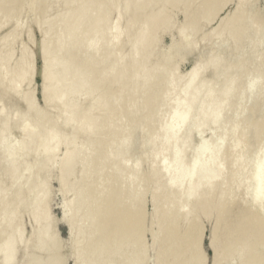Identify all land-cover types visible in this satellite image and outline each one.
<instances>
[{"label": "bare ground", "instance_id": "6f19581e", "mask_svg": "<svg viewBox=\"0 0 264 264\" xmlns=\"http://www.w3.org/2000/svg\"><path fill=\"white\" fill-rule=\"evenodd\" d=\"M0 1H4V0H0ZM53 1L55 2L59 1L58 3L60 4V6L63 5L62 3H64V2H60V0H53ZM64 1L66 3V0ZM160 1L161 0H124L121 5L116 6L117 14L119 16H123V17L126 16L127 19L133 18L135 15L136 17L137 16L143 17L141 19V21L143 22L141 23V25H144V26L133 34H131V27L125 26L124 29H120L118 27L117 22L112 23V24L108 23L106 19V15H105L106 14L105 10L109 3L112 5L113 3L112 0H102V4H97V0H79V1L77 0L76 2L72 1V4L73 3L75 4L74 5L75 7L73 6L74 8L68 2V4L71 6L68 5L69 7H67L66 6L67 4H65L66 8L64 6H63L64 9L62 8L64 12H67L66 10L69 11L66 15H64L65 13H63L60 10L58 13L56 11L58 10V8L56 10L54 9L58 13L57 15L62 14L63 16L61 15L60 18L58 17L59 19L57 18V22H55V24H52L51 26L53 27L52 29L50 28L51 24H49V21L47 20V19L51 20V17L47 19L43 18L46 21L45 23L47 24V26L49 25V29L51 30V32L50 31L49 32L52 33V31L55 30L53 32L54 34L52 35L54 36L56 35L55 38L52 39L50 37L45 36L48 34L47 32L42 39L43 45L41 42V46H40V51L42 52L43 55H46L44 66L41 71V76L46 78L47 81L49 82L43 91V97L47 102L50 101V99L52 100L53 99L52 97L56 98L59 95L60 96L58 97V99H61L62 94L60 93L61 91L62 93L64 92V88L66 90V86L70 88V91H71V88L74 89L76 86H78L79 84H76L78 83L77 77L82 71H91L95 67L97 68L99 65H102V63L107 58L108 60L111 61V64H109L108 67L105 65L106 68L103 67L101 69L102 72L100 73V76L98 75L99 81L98 80L96 81L98 84L97 83L94 84L95 89L96 88L99 89V87L97 86L101 83V81H105V85H104L105 88L103 89L102 92H99L101 93L100 95L98 94L100 97L95 96V98L97 99L95 100L94 98V101H92L93 99L91 100L92 107H89L90 109L89 111L93 110V107H94L93 102L100 101V103L102 102L101 103L102 105H100V103H97V107L100 105L101 108L103 107V110L106 111V113L108 114L113 113L112 114L113 116L112 118H110L109 116V120H105L103 116L98 115L99 116L98 118L101 117L104 120H100V119L96 120L98 119L96 115V119H94L95 121L93 120L91 122L92 126H89L90 123H88V125L85 124V128H86V125L87 127L89 126V129L90 127L92 128L95 127V132L98 133L99 135L98 137H95L94 138L95 140L91 143L90 146H88L89 150L87 151L88 155L86 156L87 158L86 161L88 165L92 163V166H93L92 169L91 168L89 169L101 172L102 174L100 178L101 185H107V184L111 185V187L108 188L105 191V193L102 194V197H101L102 199L100 201V210L103 216L98 223L96 221L97 225H96L95 230L99 233V237L94 243H96L97 245V243H100L101 240H105L108 238L109 241H112L111 244L113 243L116 244L115 243L116 241H113V240H117L118 242V241L125 239L129 234L131 235V233L133 234L136 233L137 235L140 234V232L143 229L144 219H145V212L142 207V204H143L142 202H143V198L146 192L144 184H147V182L146 183L144 182L148 179V180H151L152 181L151 183L153 184L152 186H150L151 187L150 190L152 194L151 200L153 199L154 201L152 219L153 220L156 219L157 227L159 228L158 229L159 233H158V236H156V238L159 239V241L164 240L166 242H169L170 243L169 245H171V242L173 241H178L179 242L177 246L178 255L175 254L176 252H173L175 256L180 257L181 255H185L186 253L188 254L187 258H183L181 260L179 259V261L174 260L175 264H183V263L186 264L187 262L188 264H201V261H202L199 248L197 246L196 238L192 239V238L187 237L188 239L186 240L184 236L185 234L178 232V229H177L179 227L178 225L182 222V219H184L185 216L188 214L187 209L189 208L188 207L189 205L191 208H194L195 212L191 214V219L189 220V226L187 229L188 232L194 233V235L198 232L196 218H194L195 216H197V212L200 211L202 212L203 215H205V213L207 212L208 213L212 212L211 211L212 208L214 210L213 213L215 212L214 213L215 225L217 226L220 224L226 225L224 226L226 228L225 230H223L224 233L222 234V237H223L222 239L224 240V244H221L220 246H214V243H213L214 257L222 258L224 256H227V257L232 256V258H234L233 256H236L237 250L238 251L242 250V252L246 256V264H264V156L258 155L256 157L255 163H253L252 165V169L249 171V173H247L246 168L242 166L243 156L240 152L242 148L241 143H243L244 138L248 134L250 133L254 134L255 139L257 138L258 135L262 134V132L264 131V118L256 119L255 122L250 124L249 128L251 130H249V128H247L246 125L242 126V128L240 129L239 136L234 138V143H233V140L230 139L232 140V143H233V144L231 143L230 150H228L227 147H225L226 149L222 151L218 150L217 148L218 151L213 154L212 153L213 147H210L211 145L209 144L207 145V143H209L207 142L206 144L202 146L198 145L199 147L200 146L201 147L198 148L199 150L197 152L195 151V155L193 157L191 156L192 159L190 158V161H187L185 159L186 158L185 148L187 147V143L189 140V133H190L188 132L186 135L184 134L186 126L191 121L190 123H192V128H190V130L191 129L198 130V128L200 129V127L204 126L205 124H208V125L211 124L214 126V125H219L220 123H222L224 119V114H225L224 111H226L225 109H226L228 101H230L235 96H237V94L240 91V88L242 85V79H239L240 75H239V78L237 75L242 71L243 67L246 66L245 65L246 63H242L244 61L243 60L238 65L235 64V67H230L228 65L226 66V68L224 67V69H220L219 62H218L219 55L215 56L210 53L209 54L210 57H208L209 58L208 60L209 62L211 61L213 65L212 69H214V72H215L214 76L216 78H219L228 72L232 73V76L227 80V82L219 86L216 91H212V89L208 87V85H211V82L210 83L207 82V79L209 77L206 79V77H200L201 75H198V71L201 70L202 66H204V63L202 64L203 62L202 60H201V64H202L201 66H199L200 61L199 60L196 61L198 62V64L195 62L193 64V67L184 76H178L177 74L175 75V68L173 69L172 67L167 65L168 59H166L167 58L166 56H165L166 58L164 57L165 59L163 58L164 60H162V64L166 65L167 67L155 69V67H153L152 64H147V65L145 64V66L144 65L141 66L142 65L141 61L145 60L147 62V59H148L147 57H149L153 53L154 49L151 47L152 49L150 50L149 48V52L152 51L151 53H149L147 50L148 48L144 50L142 47L143 51H140L138 47L140 45L142 46V45L148 44L149 40H151V37L155 36L154 34L157 32L159 26H161L162 24L164 25L166 24L165 22L166 14L165 13H167L168 11L165 10V8H161V6L157 7L158 10L155 9L156 11H159V12L155 11L154 13L153 11L154 8L156 7L155 5L159 3ZM190 1L191 0H166L164 3L168 5V7H171L175 4L180 5V3L183 5L182 7L185 8L183 9L185 13L184 14L185 19H188V20L190 19L189 24H187V26L191 28V31L193 30V32L191 33L195 36L197 32V25H199L201 21L203 22L208 21L209 16H211L212 12H215V10L217 9V7L215 6H218L220 4L214 5V3H216V1L213 2L214 0H201L199 6L196 7V9L194 7L190 9L191 7ZM44 2H45L44 0L42 1L39 0L38 3L41 6L40 3L43 4ZM250 2L251 0L238 1L233 12L224 21H222L220 28L223 31L227 30L226 32L232 35V37H230V35H227L225 37V40L228 39V36H229V39H231L232 41L234 40L233 42H236V44L238 45H239V39L242 36V34L247 33L249 35L248 41H247L248 49L249 51H251L248 53L254 56V52H253V49L255 47L254 45L257 44V42L260 40L259 38L260 36L257 37V35H258V32L262 30L264 23L261 24L260 21L255 19L253 11H251L249 8L250 5L252 4ZM2 3L3 2H1L0 4ZM76 3L78 4L76 5ZM223 3L225 4V2ZM45 4L47 3L45 2ZM55 5L56 7L59 6V5L57 6V2L55 3ZM40 6L37 5L38 8ZM252 6H251V9L252 8L255 9ZM218 7L220 8V6ZM221 7H222V4H221ZM48 8L50 9L49 4H48ZM159 8L161 9V12ZM8 9H9V6L5 8V11H6V12L4 11L5 15H7V13L9 12L10 9L9 10ZM162 9L164 10L162 11ZM46 10H47V7H46ZM45 12L43 13V16L46 13L49 14V12H46V13ZM51 12L53 13L52 10ZM52 13L51 15L50 14L49 15L52 16ZM53 15H56V13H54ZM46 17H48L47 14H46ZM53 17L55 16H52V18ZM192 17H194V19ZM41 18H42V15H41ZM200 18H201V21H200ZM43 19L41 21H43ZM37 21L39 22V19ZM52 21L54 20L52 19L51 23ZM45 23L44 22L43 24L41 23L42 26L43 25L46 26ZM222 30H219V32L217 33V37H215L217 38V40L219 37H221L219 34L220 33L221 35L223 34ZM123 34H126L128 36V42L132 48V53H131L132 56L131 55L129 56L131 60L129 68H126L125 65H122L125 63V55L122 53L124 43L120 41L121 36ZM182 34L183 36H185L184 32ZM188 35H191V34H189L188 32ZM193 35L191 36L192 37L191 41L189 39L190 43L189 41H187L189 44H191V42L194 39ZM110 45L115 47L114 50L110 48ZM237 48L239 49V46ZM168 57L170 59V54H168ZM29 61H30L29 52H28V55L20 56V58L17 60L16 63H14L12 67L10 66L11 64L9 65V62H7V59L5 57L0 58V67L3 68L2 79L6 78L9 75V73L12 71V69H15V71L17 70V74L15 78L11 79V81L8 82V84H10L11 90L15 91L16 94H17V89L20 88V86L25 82L26 66ZM208 64H206L207 65L206 67L209 70L208 66L210 64L209 65ZM54 68L60 69V72L58 70L59 74L57 76H55V73L52 70ZM258 68L256 67V68H253L251 71H249L248 73L249 76L247 74L248 78H250L249 79L250 84H248V87L250 88L251 93L256 88L258 87L261 88L260 86L261 84H264V74L262 73L261 75V71H259ZM50 70L52 71V73ZM206 70H204V73L202 70L201 73H203V76L205 75ZM55 72L57 73V71ZM214 72L212 71V74ZM82 74L84 75V72ZM87 74L89 75V77L92 75L91 72L90 73L87 72ZM106 75L109 77H112L111 79H109L108 77L109 80L107 82H106L107 77H104ZM53 76H55L56 78H53ZM81 76L82 75H80V80L81 78H83V82H85L84 77H81ZM197 76H199L200 78L198 79ZM183 78L185 81L184 83H182V87L180 89L181 94H178V92H176V88L178 87V84ZM68 80L69 82H72L71 83L72 86L71 85L68 86L69 85ZM66 81L68 84L65 86ZM92 81L94 80L92 79ZM86 82H87V79H86ZM73 83L75 84L74 86H73ZM61 84L64 85L65 87L62 86ZM84 84L81 81V86ZM2 87L4 86L2 85ZM59 87H60V90H59ZM61 87L63 89H61ZM92 87L90 88L93 90ZM75 90L71 91V93L75 94V92H77V90L76 91ZM80 90H81V87L79 88L78 91L79 92L83 91V89L81 91ZM92 90L90 92H92ZM138 90H139L137 94L138 99H136L137 97L131 98L129 96L132 94L131 92L133 91L136 92ZM262 90H264V88H262ZM2 91H5V90H2ZM6 91L8 92V90ZM6 91L4 94L5 96L8 94L6 93ZM66 91L70 93L69 89ZM251 93H249V95H251ZM87 95H89L88 92H87ZM7 96L10 97V93ZM125 97H126L125 105L120 106V101L123 100ZM249 98L251 99L253 108L250 110L252 114L248 117L247 122H249L251 117H253V113L257 110L256 105L254 104H256L258 101L261 102V100H264L263 94H260V92L259 94H252L250 97H248V100H250ZM6 100L8 99H5L3 102L5 103ZM72 100L74 99H71L70 102H72ZM77 100H76V103L75 101H73L75 104L73 102L72 103L76 105L78 103ZM3 102H1V104ZM67 104H69V100ZM94 104L96 105V103ZM11 106L13 105L11 104L9 107ZM16 106H17V103H16ZM25 106H26V109L28 107V109H30L31 111V109H33L31 107L32 106L34 107L35 105L31 103L30 100H28L27 103H25L24 107ZM2 107H3L2 108V111H3L4 109L3 104H2ZM97 107L94 109L99 108ZM165 107L167 108L166 110L167 116L165 118H163V115L162 117L158 116L160 110ZM74 108H75L74 106H72L71 108H68V110L70 109L69 114H71L72 111L73 112L76 111L74 110ZM77 108L79 109V106H77L76 109ZM15 109L17 110V113H18V109L17 108ZM86 109L87 108L85 107V110ZM244 109L239 108L238 110H241V111L236 110V113L233 116V118L236 119V117H238L240 114H242V112H244ZM5 110L6 108L4 109V111ZM81 110H84V109H81ZM89 111L87 112L86 110V113H89ZM79 113H80L79 115H81V113L82 115H84L83 112L81 111ZM160 113L163 114L162 112ZM24 115L25 114H23V116ZM33 115L34 114L32 111V115H30V117L31 116L35 117V115L34 116ZM26 116H27V113L24 117ZM164 116H165V112H164ZM1 117L3 118V116ZM5 118H7L6 115H5ZM36 118L37 117H35V121L37 122V125L41 126L39 125L40 119L38 120ZM44 118L46 119V117H43V119ZM88 118H86V121L88 120ZM30 119H34V118H30ZM7 120L9 122V119ZM89 120L91 121L90 118ZM2 121L5 124L4 125L5 128L11 124V123L9 124L8 122H6L5 119H2ZM41 121L43 122L42 118H41ZM45 121L47 122L49 121V119L47 118V120ZM23 122H25L24 119H23ZM46 122H44L43 125ZM52 122L55 123L54 120ZM234 123L235 121L233 122V127H235ZM47 124L48 123L45 124L46 128H48ZM53 126H55V124H53L51 127ZM71 127H74V126L72 125ZM5 128H3L2 130L3 133L0 131L1 134H4ZM145 128L149 129L150 134H148V136L146 135V138L140 142L139 147H140L141 153L139 155V158L136 160L134 159L135 160L134 164L128 165L127 164L128 153L132 151L135 152L137 148L136 146L137 142L135 141V134L139 131L142 132ZM158 129L161 131L160 133L157 132ZM50 132L51 131L49 130V133ZM196 134H197V131H196ZM224 134L220 137L221 141L224 140L225 138ZM4 135H1L0 140H2V136ZM87 136H90V134L89 135L87 134ZM217 139L219 140V138ZM144 143H148L150 145L148 147L146 146L144 147ZM217 143L218 142H216L215 144L218 145ZM223 143H221V145H223ZM0 144L2 145L1 141H0ZM215 144H213V146H215ZM229 145L230 143L228 144V147ZM242 149H244V147ZM84 150L81 151L80 149V151H78V152H81L79 155L83 153L85 154ZM5 154H8V153H5ZM11 154L15 155L14 152ZM2 156L4 159V154ZM11 156L9 158H11ZM70 156L73 157V153H71ZM70 156L67 158L68 165L71 161ZM141 156H145V157L149 156V158L152 157V161L150 160L149 166L145 171L143 170V168H141V165H140ZM228 158L230 160H228ZM0 159H1V156H0ZM6 159H8V157L5 158V160ZM73 160H74V157L72 161ZM253 160L254 159H252V161ZM0 161H1L0 163L2 164L3 160L1 159ZM72 161H71V165H69L70 166L69 170L72 171L73 174H75L74 177L77 179L76 174L78 173L79 170L77 172L75 170L74 172V169H78L79 165L76 164L77 168L73 167V166H76L75 163L78 162L77 157H76L77 162L74 160L75 163L73 164V166H72ZM8 162L9 160L6 163L7 165H8ZM11 162L12 161H10L9 164ZM83 164L81 163L82 166ZM12 166H13L12 167L13 169L16 168L14 165ZM82 169L83 168H81V171ZM226 170L229 171V180L228 182L226 180L225 182L221 183V178L222 176L226 174ZM154 171L166 177L170 176V178L167 179V181H165L166 183L161 182L162 179L160 177H158L159 179H156L154 181L153 176L158 174ZM72 173L71 175H73ZM245 174L246 175L251 174V178L253 180V186L251 188V197L247 202H244V203H241L238 201L236 202L235 199L231 197L230 192L233 191L235 187L240 185L239 180ZM13 189H11L12 199L10 198V200H8V195L10 196L9 194L10 187L0 185V241L2 240V243L4 242V245L0 246V250L2 246H4V249H2L3 250L2 253L4 252L6 254V259H7L6 262L8 261L7 264L8 263L12 264L14 262L13 259L15 260L16 257L18 258V256L20 257V255H22V253H25V251L15 247V245L16 246L18 245L17 242H15L16 244L13 242V238L15 240V237H13V235L16 232H19L17 234L19 237L21 233L19 228L16 227V224H17L16 208L18 207V204L20 202L19 199L21 198L20 196L21 191L19 192L18 190V192H14L15 194L13 195ZM155 195H156V198L154 200L153 197ZM42 200L43 199L39 200L41 202L38 201L37 203H35L36 206L33 211L34 212L33 217L36 219H38L39 217L41 218V216L44 213V208L42 206L43 205ZM85 201H84V205H85ZM97 204L98 202L96 203V205ZM87 205L89 208V204ZM236 207H238V209ZM240 208L242 210H240ZM90 210H91V207H90ZM90 210L89 212L92 211V213L91 215H89V221L91 220L93 222L92 219H94L95 217L94 215H96L98 212H96V214L93 215V212L95 211V209L92 208V210L91 211ZM225 223H230V224H228V227H227V224ZM2 228L5 230L4 233H2V230H1ZM45 229L47 230L45 231ZM44 231L52 234V230L49 227V225L46 228H44ZM17 235H16V238H17ZM47 236L48 235H46L45 238H47ZM20 237H22L23 239V234H21ZM20 237L19 239H21ZM89 237L90 239L92 238L91 236ZM95 238H97V236ZM110 239H113V240H110ZM109 241L107 242L108 243L107 245H110ZM56 242H58L57 239L50 237V238H47V240L43 239V241H41L40 245L38 246L40 250L42 249L43 251L44 250L49 251L50 244L56 243ZM128 243L126 242V245ZM20 244H21V241H20ZM20 244L17 247H19ZM56 244L59 245L58 243ZM56 244H51V250L52 248H54L52 247V245H56ZM130 244H132V242H130ZM141 244L143 245L141 246L142 247L141 249H143L144 244L143 243ZM88 246H89V243H88ZM119 246L121 247L122 245H119ZM13 247L15 251L21 250L20 252L22 251L23 252L20 254L18 251L17 253L18 256L15 257L16 252L13 253V255L11 253L12 251H14L12 250ZM104 247H105V244H104ZM113 247H115L116 249V246L113 245ZM126 247H127V251H129V249L131 248V245L129 246V248L128 246ZM36 248H35V251H36ZM39 248H37L38 249L37 253L39 251ZM99 248L100 246L98 247V249ZM81 250L83 251V249ZM97 250H96V253L98 254ZM124 251H125V254L127 255L128 252L126 253L125 248H124ZM124 251L122 252V248H121V252L124 253ZM84 252L85 250L82 253ZM92 252L94 253V250ZM102 252L103 251H101V253ZM138 252H139V249H138ZM138 252L136 253V255L138 254ZM37 253L35 252V254ZM133 253H132V256H133ZM234 253L235 255H233ZM140 254L141 253L139 252V255ZM116 255L119 256L118 253ZM170 255H172V252H168L167 255L164 256L163 261L168 264H174L173 263L174 261L170 260L169 258ZM174 255H172V258ZM106 256H108V252L106 253ZM2 257H3L1 258L2 260L5 259L4 256ZM47 257L49 258V256H46L45 258L43 256V258L46 260L42 259L38 262V264H50L48 262L49 259ZM52 257L54 256L50 257L53 262L54 258ZM95 257H96L95 262H97V260L100 258L97 259V255H95ZM120 257H121V253H120ZM239 257L240 259L242 257V255L240 256V253H239ZM57 258H58V255H57ZM244 258L242 259V261L244 260ZM59 259L61 260L60 257ZM126 259L127 258H125V260ZM231 259L229 260L230 262H231ZM236 259L237 258H235V260ZM111 260H109L110 264H111ZM29 261L31 262L29 264H32L34 260L31 259ZM220 261L222 262V260ZM16 262L17 261L15 260V263ZM56 262L57 264L59 263L58 261ZM217 262H218V259L215 261V264H218ZM106 263L108 264V262ZM3 264H4V260H3ZM33 264L35 263L33 262Z\"/></svg>", "mask_w": 264, "mask_h": 264}, {"label": "rangeland", "instance_id": "374dc122", "mask_svg": "<svg viewBox=\"0 0 264 264\" xmlns=\"http://www.w3.org/2000/svg\"><path fill=\"white\" fill-rule=\"evenodd\" d=\"M31 1H33L34 3ZM40 1H42V0H40ZM44 1L47 3V4H45V2L43 3L45 6L42 3H40L41 4V6H40L38 3L39 0H37V1L36 0H4V1H0V3L3 2L2 4H0V58L5 57L7 59V62H9V65L11 64L10 66L12 67L14 65V63H16L17 60L20 58V56L28 55V52L30 55V61L27 63V66H26L25 82L20 86V88L17 89V94L15 91L11 90L10 84H8V82H10L11 79L15 78V76L17 74V70L15 71V69H12V71L9 73V75L6 78L2 79L3 68L0 67V105H1L0 110L2 111V108H3L2 104L4 105V109L6 108L5 111L3 109L2 113L0 111V129H1L0 131L3 133L2 130H3V128H5V126H4L5 124L3 123L4 120L2 121V119H5L6 122H8L7 119H9L8 123L9 124L11 123L10 125L7 124L8 126L6 125L7 129L6 128L4 129V134L5 133H7V134L4 135V134H1V132H0V139H1V135H4V136H2V140H0L2 143V145L0 144V156H1V159L3 160V163L2 164L0 163V185L10 187V190H9L10 196L8 195V200H10V198L12 199L11 189L14 188L13 189V195L15 194L14 192H18V190H19V192L21 191V194H20L21 198L19 199L20 202H19L18 207H17L18 209L16 208V210H17L16 211V213H17V215H16V218H17L16 219L17 220L16 227H18L20 232H21L19 237L21 236V234H23V239H22V237H20L21 239H19V237L17 235L19 232H16L14 234L15 236L13 235V237H15V240L13 238V242L14 243L17 242L19 245L20 241H21L20 246L17 247L18 245L17 246L15 245V247L25 251V253H22L23 251L20 252L21 250L15 251L14 247H13L12 250H14V251L11 252L12 255H13V253L16 252L15 257L18 256L17 255L18 251L20 254L22 253V255H20V257L18 256V258L17 257L15 258V260L17 261L16 263H15V260L13 259L14 262L12 264H27V262L31 259L34 260L33 262L35 264L36 263L38 264V262L40 260L44 259L46 256H49V258L48 257L47 258L49 259L48 262L50 264H54V263L57 264L56 261L59 262L58 264H101V263L107 264L106 262H108V264H110L109 260H111V259H112L111 264H124V263L125 264H128V263L129 264H158L160 262L162 264H168V263L163 261V258L165 255H167L168 252H172V255H174L173 252H176L175 254L178 255L177 246H178L179 242L173 241V242H171V245H169L170 244L169 242H166L164 240L159 241V239L156 238V236H158V233H159V230H158L159 228L157 227L156 219L155 220L152 219V211L154 208V201H153V199L151 200L152 194H151V190H150L151 187L150 186H152L153 184L151 183L152 181L148 180V179H147L148 181L146 180L144 182V183L147 182V184H144L146 192H145V196H144L143 202H142L143 203L142 207H143V210L145 212V219H144V226H143V229L140 232V234L137 235L136 233L135 234L131 233V235L129 234L125 239L118 241V242H117V240L110 239V240L116 241L115 242L116 244H114V243L111 244L112 241H109L108 238L105 240H101L100 243H97V245H96V243H94L99 237V233L95 230L96 225L101 220V218L103 216V214L100 210V201L102 199L101 197H102V194H104L105 191L111 187V185L110 184L101 185V183H100V178L102 176L101 172H98L96 170H90L89 168L92 169V167H93L92 163L88 165V163L86 161L87 160L86 156L88 155L87 151L89 150L88 146H90L91 143L95 140L94 139L95 137L99 136L98 133L95 132V127L94 128L90 127V129H89V126H92L91 122L94 119H96V115H97V118L99 117L98 115H100V116H103V118L105 120H109V116H110V118H112L113 113L108 114V113H106V111L103 110V107L101 108L100 105H102L101 104L102 102L100 103L99 98H98L99 102H97V101L93 102V106H94L93 110L89 111L90 110L89 107H92L91 100L93 99L92 101H94L95 96L100 97L99 95L101 93H99V92H102L103 89L105 88L104 87L105 81H101V83L99 84L100 86L99 85L97 86V87H99V89H97V88L95 89L94 84L97 83L96 81L98 80V75L100 76V73L102 72L101 69L103 67L106 68V66L108 67V65L111 64V61L108 60V58H107L102 63V65H99L97 68L95 67L91 71H82L79 74V76L77 77L78 83H76V84H79L80 86L78 85L75 87L77 90V92H75V94L71 93V91H74L75 88L74 89L71 88V91H70V88H68L66 86L68 84L67 81H66V83L64 82L65 86H66V90L69 89L70 93H68V91H66L64 88V92L62 93V91H61V93H60V94H62L61 99H58V97L60 95L58 97H56L57 99L52 97L53 99L52 100L50 99V101H48L49 102L48 103L43 97V91L49 82L47 81L46 78L41 76V71H42L43 66H44V61H45L46 55L42 54V52L40 51V46H41L42 39L47 32H48V34L45 35L46 37H50L53 39V38H55L56 35L55 36L52 35V34H54L53 32L55 30H53L52 33H50L51 30L49 29V25L47 26V24L45 23L46 21L43 18L47 19V18L51 17V20L52 19L54 20L51 23V20L47 19L49 21V24H51L50 28L52 29L53 28V27H51L52 24H55V22H57V18L58 17L60 18V16L62 15V14L57 15L59 13V10L62 11L63 13H65L64 15H66L69 11L66 10L67 12H64L63 6L66 8V6L69 7L72 5V7H73L75 4L74 3L72 4V1L76 2L77 0H71V2H70V0H66V3L64 0H60V2H64V3H62L63 5H61V6L58 3L59 1H56L57 6L59 5L58 7H56V5H55L56 2L53 0H50V2H49V0H44ZM112 1H113L112 5L109 3L108 6L106 7V10H105L106 11V14H105L106 19H107L109 24L117 22L118 27L120 29H124L125 26L131 27V34L135 33L137 30H139L140 28H142L144 26V25H141V23H143L141 21V19L143 17H138V16L136 17V15L135 16L133 15L134 16L133 18L127 19L126 16L123 17V16H119L117 14L116 6L121 5L124 0H112ZM165 1L161 0L159 3H157L155 5L156 7L154 8L153 11L155 13V11L158 10L157 9L158 6L159 7L161 6V8H165V10L168 11L167 12L168 14L165 13L166 14V18H165L166 24L165 25L162 24L161 26H159L157 32L154 34L155 36L151 37V40H149L148 44H145L142 46L140 45L138 47V49L140 51H143V49L145 50L148 48L147 50L149 52V48H150V50L152 48L154 49L153 53L149 56L150 58L147 57L148 58L147 62L145 60L141 61V64H142L141 66H143V65L145 66V64L146 65L152 64V66L155 67V69L167 67L166 65L162 64V60H164L167 57L166 58V59H168L167 65L172 67L173 69L175 68V75L177 74L178 76H184L193 67V64L199 60L200 61L199 66H201L203 63H204V66H202V68L200 67L201 70L198 71V75H201L200 77H206V79L209 77L207 79V82L208 83L211 82V85H208V87L210 89H212V91H216L219 86H221L225 82H227V80L232 76V73H230V72L225 73L223 76L219 77L220 80H219V78H216L214 76V74H215L214 69H212L213 65H212L211 61L209 62V60H208L209 59L208 57H210V55H209L210 53L212 55H215V56L219 55V61L218 60L217 61L219 62V68L220 69H224V67L226 68V66H228V65L230 67H235V64L238 65L243 60L244 61L242 63H246L245 64L246 66L243 67L242 71L237 75L238 78L240 75L239 79H242V85H241V88L239 91L240 94L238 93L237 96H235L233 99L228 101L226 109H225L226 111H224L225 114H224V119H223L222 123H220L219 125H214V126L211 124H209V125L205 124L206 126L205 125L201 126L200 129L198 128V130H199L198 131L197 129H194V130L191 129L190 130V128H192V123H190L191 122L190 121L188 123V125L186 126L185 133H184L186 135L188 132H190L187 147L185 148V151H186L185 152V156H186L185 159L187 161H190L191 156L193 157L195 155V151L197 152L199 150L198 148H200L202 145L206 144L207 142H209V143H207V145L209 144V145H211L210 147H213V150H212L213 154L216 153L218 150L222 151V150L226 149L225 147H227V149L230 150L232 140L234 143V138L239 136L240 129L242 128V126L246 125L247 128H249L250 124L255 122L256 119L264 118V100H261V102L258 101L256 104H254V105H256L257 110L253 113V117H251L249 122H247L248 117L252 114V112L250 110L253 108L252 107L253 105L251 103V99L249 98L250 100H248V97H250L252 94H259V92H260V94H263V99H264V90H262V88H264V84L260 85L261 88L260 87L256 88L253 91L254 93L253 92L251 93L250 88L248 87V84H250L249 83L250 78H248L249 71H251L253 68L259 67L258 69H259V71H261V75H262V73L264 74V31H262V30H264L263 29L264 26H263L262 30L260 32H258L257 37L260 36L259 37L260 40L257 42V44L254 45L255 47L253 49V52H254V56H253V55L248 53L251 51H249V49H248L247 41H248L249 35L247 33L242 34V36L239 39V45H238V44H236V42H233L234 40L232 41L231 39H229V36H228V39H226L227 40L226 41L225 37L227 35H230V37H232V35L230 33L226 32L227 30L223 31L220 28L222 21H224L233 12L238 1H241V0H214L213 2L216 1V3H214V5L220 4V5H218V6H220V8L218 6H215V7H217V9L215 10V12H212L213 15L212 14H211V16L208 15L209 16L208 21L203 22V21H201V18H200V21L202 23L198 22L199 25H197V32H196L195 36L191 33V32H193V30L191 31V28L187 26V24H189L190 19L189 20L185 19V15H184L185 13L183 10L185 8L182 7L183 5L180 3V5L175 4L171 7H168V5H166L164 3ZM200 1L201 0H191L190 1V6H191L190 9H192V7H194L196 9V7L199 6ZM252 1L253 0H251L250 3H252ZM68 2L71 5H69ZM223 2H225V4ZM253 3L250 5L249 8L251 11H253L255 19H257L258 21L261 22V24H263L264 23V21H263L264 20V0H254ZM48 4L50 6V9L48 8ZM65 4H67V5L65 6ZM77 4L78 3H76V5ZM97 4H102V0H97ZM221 4H222V7H221ZM37 5L40 7L38 8ZM8 6H9L10 10L8 9L9 12L7 13V15H5L4 11H5V8ZM212 6H213V4H212ZM251 6L254 7L255 9H253V8L251 9ZM46 7H47V10H46ZM44 8H45V10H44ZM57 8H58V10H56ZM51 10L53 11V13L51 12ZM159 10L161 12L160 8H159ZM163 10L164 9H162V11ZM45 11L49 12L50 15L52 13V16H55V17L52 18V16H50ZM44 12L47 14L48 17H46V14H44L45 17L43 16ZM62 12H60V13H62ZM156 12H159V11H156ZM54 13H56V15H53ZM41 15H42V18H41ZM192 18L194 19V17H192ZM38 19H39V22L37 21ZM42 19H43V21H41ZM191 21H192V19H191ZM43 22L46 24V26H44V25L42 26ZM148 24H150V23H148ZM184 26H185V28H184ZM187 29H188V31H187ZM219 30H222L223 36L220 33L219 35L221 37H219L220 39L218 38V40H217V38H215V37H217V33L219 32ZM183 32L185 33V36L188 37V39H187V37L183 36V34H182ZM188 32L191 35H188ZM192 35H193L195 40L193 39L191 44H189L191 41ZM189 39H190V41H189ZM120 41L122 43H124L122 53L125 55V63L122 65H125L126 68H129L130 67V61H131L129 56L132 53V48L128 42V36L126 34H123L121 36ZM187 41H189V43ZM217 44H218V46H217ZM229 44H230V46H229ZM42 45H43V42H42ZM238 46H239V49L237 48ZM142 47H143V49H142ZM110 48L112 50H114L115 47L110 45ZM151 52H149V53H151ZM220 53H221V55H220ZM168 54H170V59L168 57ZM212 55H211V57H212ZM201 60L203 61L202 64H201ZM252 61H254V62H252ZM196 63L198 64V62H196ZM205 63L206 64L211 63L210 64L211 66L208 64L209 70L207 69V67H206L207 65ZM96 66H97V64H96ZM54 69H52V70L54 71L55 76H57L60 72V69L59 68H57V69L54 68ZM244 69H245V71H244ZM58 70H59V72H58ZM202 70H203V73H204V70H206L204 76H203V73H201ZM55 71H57V73ZM212 71L214 72L213 74H212ZM83 72H84V75L82 74ZM87 72L88 73L91 72L92 75L90 74L91 76L89 77ZM51 73H52V71H51ZM206 73L208 76L206 75ZM247 74H248V76H247ZM80 75H82L81 77H84L85 82H83V78H81V80H80ZM55 76H53V78H56ZM104 77H107L106 82L112 78V77H109L107 75ZM108 77H109V79H108ZM197 77H198V79L200 78L199 76H197ZM86 79H87V82H86ZM92 79L94 81H92ZM182 80H183V82H182ZM182 80L178 84V87H177L178 89L176 88V92H178V94H181L180 89L182 87V83H184V81H185L184 78ZM81 81L83 84L85 83L84 84L85 86L84 85L81 86ZM68 82H69V80H68ZM71 83L72 82H69L68 86H70ZM213 84H214V86H213ZM2 85L4 87H2ZM74 85L75 84L73 83V86ZM92 85H93V87H92ZM6 86H7V88H6ZM62 86H64V85H62ZM80 87H81V90L83 89L82 92L78 91ZM90 87H92L93 90ZM89 88L92 90V92H90L91 90ZM115 88H116V86H115ZM61 89H63V88L61 87ZM131 89H133V88H131ZM2 90H5V91L8 90V92L6 91V93H8L7 95H9V93H10V97L7 95L5 96L4 95L5 91H2ZM59 90H60V87H59ZM87 92L89 93V95H87ZM114 92H115V90H114ZM133 92H131L133 95L131 94L129 96L131 98L137 97L136 99H138L137 94H138L139 90L136 91L137 93L135 91H133ZM91 93H93V94H91ZM249 93H251V95H249ZM72 96H73V98H72ZM219 98H220V96H219ZM3 99L4 100L8 99L5 101L6 104L3 102L4 101ZM18 99H19V101H18ZM71 99H74V100H72V102L75 101V103H76V100L78 99L77 101L79 104L77 103L76 105L79 106V109L78 108L76 109L77 106L74 105L75 104L74 102H73L74 104L72 102H70ZM79 99H80V101H79ZM96 99L97 98H95V100ZM28 100H30L31 103H33L35 105L34 107L33 106L31 107V108H33V109H31V111H30V109H28V107L26 109L27 104L24 107L25 103H27ZM68 100H69V104H67ZM1 102H3V103L1 104ZM16 103H17V106H16ZM94 103H96V105ZM97 103H100V105L98 106L99 108L97 107ZM125 103H126V97L120 101V106L125 105ZM11 104L13 106L9 107ZM240 104H242V105H240ZM244 104H245V106H244ZM66 105L68 106V108H71L72 106H74L75 107L74 110H76V111H74V112L72 111V113L69 114L70 109L68 110ZM82 105L84 106V108ZM85 107L87 108L86 110H87V112L89 111V113H86ZM96 107L98 109H94ZM8 108H10L11 110ZM12 108H13V110H12ZM15 108L18 109V113H17V110ZM239 108L240 109L246 108V109H244V112H242V114H240L238 117H236V119H234L233 116L235 115L236 110L241 111V110H238ZM81 109H84V110H81ZM22 110H23V112H22ZM166 110H167L166 107L161 109L160 112H162L163 114H161L159 112L158 116L162 117V115H163V118H165L167 116ZM32 111H33V114L35 115V117H37L36 119H38V120L40 119L39 125H41V126L37 125V122L35 121V117H32V116L30 117V115H32ZM78 111L83 112L84 115H82V113H81L82 116L79 115L80 113ZM25 112L27 113L28 117L34 118V119H30L27 116L24 117L26 115ZM77 112H78V114H77ZM164 112H165V116H164ZM23 114H25V115L23 116ZM5 115L7 118H5ZM104 115H105V117H104ZM1 116H3V118ZM40 116H41L43 122L41 121ZM43 117H46V119L44 118L45 120H47V118H48L49 121L46 122L43 119ZM88 117L91 119V121L89 120ZM107 117H108V119H107ZM86 118H88L89 121L88 120L86 121ZM103 118L100 117L96 120H99V119L104 120ZM23 119L25 122H23ZM52 119L54 120L55 123L52 122L53 121ZM85 121H86V123H85ZM234 121H235V123H234L235 127H233ZM35 122H36V124H35ZM41 122H42V124H41ZM44 122L48 123L47 124L48 128L45 127L46 123L43 125ZM49 122L52 124H50ZM88 123H90V125L87 127ZM53 124H55V126L51 127ZM85 124H87L86 128H85ZM247 124H249V125H247ZM72 125L74 127H71ZM213 127H214V129H213ZM47 129H49L51 132L49 133V130H47ZM68 129H69V131H68ZM90 130L93 133V135L90 132ZM154 130H155V128H154ZM249 130H251V129L249 128ZM196 131H197V134H196ZM157 132L160 133L161 131L158 129ZM86 133L88 135L90 134V136H87ZM148 134H150V133H149V129H147V128H145L142 132L139 131L135 134V141L137 142V145H136L137 148H136L135 152L132 151V152L128 153V156H127V164L128 165L134 164L135 160L139 158V155L141 153L140 147H139L140 142L142 140H144L146 138V135L148 136ZM223 134H224L225 138H224V140L221 141L220 137ZM228 134H229V136H228ZM258 136L255 139L254 134L250 133L244 138L243 143H241L242 148L244 147V149L241 148V150H240L242 156L244 157V159L242 157V162H243L242 166H244V168H246L247 173H249V171L252 169V165H253V163H255L256 157L258 155L264 156V131L262 132L261 135H258ZM190 138H191V140H190ZM217 138H219V140ZM202 139H203V141H202ZM230 139H232V140H230ZM205 140H206V142H205ZM210 142H211V144H210ZM216 142H218L217 143L218 145L215 144ZM221 143H223V145H221ZM229 143H230V145L228 147ZM213 144H215V146H213ZM149 145L150 144H148V143H144V147L145 146L148 147ZM198 145H201V146L199 147ZM195 147H197V148H195ZM217 148H218V150H217ZM80 149H81V151H83L85 149L84 150L85 154L82 152L83 154L79 155L81 153V152H78V151H80ZM10 152L11 153L14 152L15 155L11 154ZM5 153H8V154H5ZM71 153H73V157H74L75 161H76V157H77V161H78V162L76 161L77 163H75L74 160L72 161L73 157L70 156ZM76 153L78 154L79 157L77 156ZM1 154L2 155L4 154V159H3V156ZM9 155L10 156L12 155L11 158H9L10 157ZM75 155H76V157H75ZM6 156L8 157V159L5 160V158H7ZM69 156H70L71 161H72V166L74 163H75V165L76 164L79 165L78 169H74V172H75V170H76V172L79 170L78 173L76 174L77 179L74 177L75 174H73L72 171L69 170L70 169L69 165H71V161L68 165V159L67 158ZM83 157H85L86 159ZM141 157H140V165H141V168H143V170L145 171L149 166L150 160L152 161V157L151 156H150L151 158H149V156H147V157L141 156ZM81 159H82V161H81ZM252 159H254V160L252 161ZM8 160H9V162L10 161H12V162L10 164L8 162V165H7L6 163ZM228 160H230V159L228 158ZM83 162H84L85 166H84ZM81 163L83 164V166L81 165ZM5 165H7L8 168ZM12 165H14L16 168L13 169ZM65 165L68 168H66ZM77 165L73 166V167L77 168ZM1 167H3V168H1ZM81 168H83L82 171H81ZM71 170H73V169H71ZM69 171H70V173H69ZM154 172H156V171H154ZM71 173L73 175H71ZM80 173H82L83 175ZM156 173H158V172H156ZM158 177H160L162 179L161 182H163V183H166L165 181H167V179L170 178V176L166 177V176L160 175L158 173L157 175L153 176V180L155 181L156 179H159ZM226 180H227V182L229 180V171L228 170H226V174L224 176H222L221 183L225 182ZM239 181H240V185L235 187L234 190L230 192V195L233 199H235L236 202L238 201V202L244 203V202H247L251 197V188L253 186V180L251 178V174L250 175L245 174L244 176H242L240 178ZM16 189H17V191H16ZM82 198H83V200H82ZM153 198L155 200L156 195ZM41 199H43L42 200L43 201L42 206L44 208V213L41 216V218L39 217L38 219H36L33 217V213H34L33 211H34L35 206H36L35 203H37ZM85 200H87V201H85ZM84 201H85V205H84ZM39 202H41V201H39ZM97 202H98V204H97L98 207L96 205ZM87 204H89V208H88ZM90 207H91V210H92V208L95 209V211L93 212V215L96 214V212L99 213V214L98 213L96 214L97 216L94 215L95 217H94V219H92L93 222L91 220H90L91 222L89 221V215H91V213H92V211L90 210ZM188 207H189L187 209L188 211L187 210L186 211L189 215L187 214L185 216V218L182 219V222L178 225L179 227L177 229H178V232L185 234L184 236H185L186 240L188 239L187 237L192 238V239L196 238L197 246L199 248V252H200V255L202 258L201 264H215V261L217 259H218V262H217L218 264H242L244 262H245L244 264H246V256L242 252V250H239V251L237 250L236 256H233L234 258H232V256H229V257L224 256L225 258L224 257H222V258L221 257H214L213 243H214V246H220L221 244H224V240L222 239L223 238L222 234L224 233L223 230H225L226 227H224V226H226V225H222V224H220L218 226L215 225V221H214V218H215L214 213L215 212L213 213V211H214L213 208L211 209L212 212H210V213L207 212V213H205V215H203L202 212H200V211L197 212V216H195L194 218H196L198 232L195 235H194V233L188 232L187 229L189 226V220L191 219V214L193 212H195L194 208H191L190 205ZM236 208L238 209V207H236ZM89 210L91 212H89ZM240 210H242V209L240 208ZM100 212H101V214H100ZM96 221H97V223H96ZM92 223H93V225H92ZM89 224H90V226H89ZM225 224H227V227H228V224H230V223H225ZM48 225L52 230V234L45 232L47 229H45V231H44V228H46ZM1 230H2V233H4L5 230L3 228ZM42 231H44V232H42ZM92 232L95 236L92 234ZM152 232H153V234H152ZM90 233H91V235H90ZM16 235H17V238H16ZM46 235H48L47 238H50V237L55 238L58 241L56 243H58L59 245H57L56 243H51V244H56V245H52V247H54V248H52L53 251L51 250V244H50L49 251H47V250L43 251L42 249L40 250V248L38 246V245H40L41 241H43V239L47 240V238H45ZM154 235H155V237H154ZM89 236H91L93 238V240H92V238L90 239ZM96 236H97V238H95ZM88 237H89V239H88ZM155 238H156V240H155ZM39 240H40V242H39ZM105 241H106V243H105ZM108 241H109L110 245H107ZM0 242H1L0 246L4 245V242L2 243V240ZM126 242L127 243L129 242L128 243L129 245L128 244L126 245ZM130 242H132V244H130ZM88 243H89V246H88ZM141 243L144 244L143 249H141L142 248L141 246H143ZM161 243H162V245H161ZM104 244H105V247H104ZM118 244L122 245L123 247L122 246L120 247ZM113 245L116 246V249H115V247H113ZM130 245H131V248H130L131 250L129 249V251H127L126 246H128V248H129ZM97 246L98 247L100 246V248L98 249ZM36 247L39 248L38 253H37L38 249ZM35 248H36V251H35ZM121 248H122V252L124 251V248H125L126 253L128 252L127 255L125 254V251H124V253L121 252ZM133 248H134V250H133ZM137 248L139 249V252L141 253L140 255H139ZM2 249H4V246H2V248L0 250V264H3V260H4V264H7L8 261L6 262V260H7L6 254L4 252H3L4 254L2 253V251H3ZM81 249H83V251L85 250V252L82 253L83 251ZM140 249L142 250V252ZM93 250H94V253L92 252ZM96 250H97L98 254L96 253ZM105 250H106V252H105ZM101 251H103V252L101 253ZM117 251H119V252H117ZM133 251H134V253H133ZM35 252L37 254H35ZM39 252H41V253H39ZM107 252H108V256H106ZM137 252H138V254L136 255ZM79 253H80V255H79ZM81 253H82V255H81ZM117 253L119 254V256L116 255ZM120 253H121V257L123 255L122 259L120 257ZM132 253H133V256H132ZM239 253H240V256L242 255V257L244 255L245 258L244 257L243 258L245 261L244 260L242 261V259H243L242 257L240 259ZM100 254H102V255H100ZM110 254L113 256H111ZM31 255L33 256V258L36 256L37 257L33 259ZM57 255H58V258H57ZM95 255H97V259L100 258L97 260V262H95L96 261ZM172 255L169 256L170 260H172V261H174V260L179 261V259L181 260L183 258L188 257L187 253L185 255L180 254L181 255L180 257L179 256L177 257L174 255L173 258H172ZM233 255H235V253ZM2 256H4L5 259L2 260L1 259V258H3ZM43 256H44V258H43ZM51 256H54V257H52V258H54L53 262H52V259L50 258ZM82 256L84 257V259ZM128 256H130V257H128ZM59 257L61 258V260L59 259ZM109 257H110V259H109ZM114 257H115V259H114ZM133 257H134V259H133ZM125 258H127V259L125 260ZM235 258H237V259L235 260ZM103 259H104V261H103ZM230 259H231V262L229 261ZM1 260H2V262H1ZM44 260H46V259H44ZM54 260H55V262H54ZM100 260H102L103 262ZM141 260H142V262H141ZM220 260H222V262ZM226 260H227V262H226ZM175 261L173 262L174 264H175ZM33 262H32V264H33ZM29 263H31V262L29 261L28 264ZM186 264H188V262Z\"/></svg>", "mask_w": 264, "mask_h": 264}]
</instances>
